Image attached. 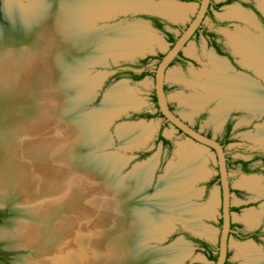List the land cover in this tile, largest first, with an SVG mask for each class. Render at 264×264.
Segmentation results:
<instances>
[{
  "label": "bare ground",
  "instance_id": "1",
  "mask_svg": "<svg viewBox=\"0 0 264 264\" xmlns=\"http://www.w3.org/2000/svg\"><path fill=\"white\" fill-rule=\"evenodd\" d=\"M39 1L40 4L43 1V4L30 10L12 6L10 15L20 24L19 35L0 29V205L10 203L12 210L20 208L18 218L0 228V238L7 235V241L14 240L11 246L32 248L28 260L25 261L22 256L15 264H109L111 257L120 255L116 243L119 245L122 238L127 249L132 251L135 245L131 244L134 238L131 235H136L135 231L141 235L151 223L152 229L162 225V222L154 217L155 208L152 209L149 205L145 216H140L134 214L136 210L131 206L133 202L135 203V199L136 202L144 201V195L138 193L137 187L146 182L149 173L156 168V157L142 163L143 167L137 169V175H133L132 179L128 180V185L131 187L126 185V189L122 188L121 197L114 200V212H108L105 207L111 202L102 197V192L104 195L107 193V188L104 186L109 185L108 181L103 183L104 173L101 174L99 168L92 164L84 166L83 163L80 165L77 162L70 144L76 135L75 129L69 126L68 120L64 122L56 109V105L58 107L65 100L63 93L66 91L64 90L66 86L61 82L69 84V80L74 76L73 73L76 70L80 72L75 68L71 58L77 56L86 58L90 53L89 46L98 44L106 47L110 44L115 47L113 50H117L115 56H130L142 53L158 44V38L154 34L156 32L149 29L150 26L146 23L132 24L121 32L117 30L127 26H115L117 27L114 28L115 31H101L98 33L99 39H96L91 35L90 29L85 28L90 27L91 15L105 19L107 16L116 15L118 11H122V8L135 4L137 7L179 19L186 14L184 7L189 8L191 5L173 0ZM117 1H120L119 3L123 1L122 4L125 5L119 3L114 5L113 3ZM262 8L264 10V4ZM227 14L240 16L254 24L252 15L242 11L233 10ZM32 31H34L33 35ZM230 40L244 57V63L248 65L246 67H256V72L263 74L264 36L254 37L246 30H242L231 35ZM189 52L194 53L192 48ZM209 59L213 69L196 73L199 78H206L204 82L197 83L203 92L200 91L189 97L182 95L183 102L199 110L217 94L222 93L230 103H238V106L243 105L250 109L258 106L264 109V92L252 83L249 77L244 74L237 77L232 75H227L230 78L223 77L222 72L229 68L228 63L213 54ZM177 73L174 71L173 77L176 78ZM86 82L85 84H89ZM125 88L121 84L107 96L105 100L107 109L103 107L106 112L112 113L111 110L118 106V102L120 103V98L126 97ZM223 103L214 110L215 121L220 119L219 114L222 111L228 110L224 107L230 103L224 100ZM103 109L101 108V111ZM101 111L89 118L88 124L83 127L84 132L90 123H94L93 127L104 130L109 117L106 119L105 116L102 117ZM257 111L264 112V110ZM54 114L59 120L52 126ZM58 122L61 125H58ZM144 124L139 123L134 128L124 129L125 131L119 128L118 132L120 136L143 144L152 135L151 128L146 132H139L137 128ZM100 138L107 139V136L101 135ZM194 142L191 140L181 143L178 153L180 165L183 166L174 163L168 165L166 181L162 183L163 190L152 203H156V207L159 201L161 204L164 203V206L169 205L168 209H171H167L164 215L173 213L176 219L186 220L189 227L212 239L215 237L213 229L198 224L196 216L193 217L192 213L211 214L213 211L207 213L205 210L209 208L200 210L194 208V205L187 206L184 201L177 202L180 189L176 188L180 187V183L189 180L186 183L188 185L193 180L196 181L194 179L196 176H191L194 174L190 168L191 162L188 163L185 156L192 151L196 153L195 149L207 148L197 142L200 146L195 145ZM180 151H183L184 155ZM117 159H113L116 163L114 165L121 163V160ZM113 160L109 159L110 162ZM200 161L202 163V160ZM250 182L251 179L247 178L241 181L243 186H251ZM5 189L14 190L16 195L5 192ZM134 192L139 196H133ZM176 206L179 214L172 209ZM24 208L26 211L22 212ZM132 212L134 217L130 215ZM31 213L34 219L29 221L27 214L31 215ZM258 216L255 213H245L241 218L249 226H253L258 223L254 221ZM167 222L169 224V226L166 224L167 228L172 226L171 221ZM119 226L123 229L118 233ZM128 229H131L132 234L125 233L123 237V233ZM89 235L92 236L91 241ZM184 245L178 243L171 250L172 252L164 255L173 258L170 260L173 262L174 258L180 257L185 252ZM259 252L250 244L239 246L238 249L239 256H245L244 264H264V254ZM169 262L167 264H170Z\"/></svg>",
  "mask_w": 264,
  "mask_h": 264
},
{
  "label": "rangeland",
  "instance_id": "2",
  "mask_svg": "<svg viewBox=\"0 0 264 264\" xmlns=\"http://www.w3.org/2000/svg\"><path fill=\"white\" fill-rule=\"evenodd\" d=\"M7 1L8 0H0V26H1L0 28L5 27L8 30H13L11 28L18 27L20 24L18 21H14L11 18L10 11L12 6L21 7L22 9H24L27 6H29L31 3L28 0H10V7L7 8L9 6L8 5L6 6V8H4V4ZM255 2L257 5L261 4V8H262V4H264V0H255ZM41 4H43V1H41ZM41 4L40 1L37 0V5L34 7H38ZM189 4L191 5L189 8L184 7V9H186V14L184 15V17L177 19L178 20L177 25L179 27L173 28L167 26L166 31L156 28L152 23V21H150L148 18H145L143 16L144 14H128L125 16L121 15L120 17H116V18L113 17L109 21H98L99 26L108 23L111 25L122 23V25L128 26L132 24H137L140 21H144V22L147 21L149 25L152 27V29L156 32L154 34L158 38V44L153 45L151 49H147L146 56L147 57L152 56L154 57V59H151L146 67L136 69L138 73H141L143 71H148L149 74L147 76H145L141 80H134L128 74H126V76H121L119 78L118 77L113 78L115 74H112L105 81V84H103L102 86L103 88L99 90L100 94L97 96V99H95L92 103L89 104H84V102L81 103V100L79 101L80 104L84 105L79 109L81 115L82 114L85 115L86 113L91 112L94 109L99 111L98 108L100 105L103 104L108 92L121 80L125 82L123 84V87H126L125 88L126 97L120 98L121 99L120 103L119 102L118 103L119 105H121L120 109L124 110V112L126 113H124V115L120 119H116L115 123L111 124V126L104 127L103 130L104 135H107L106 144L104 145L100 144V147L96 149L93 153L99 156L111 155L114 158L116 157L119 160H121L123 164L121 165L118 174H120V176H122L123 178L135 174L136 173L135 171H137L136 166H139L137 169L141 168L142 167L140 166L141 163L144 164L149 159L155 156L156 168L153 170L154 172L153 179L151 181L150 186L147 189V197H148L147 199L151 198L154 195L155 191L157 190L160 177L166 174V167L170 163L180 165V156L176 155L178 144L180 142L191 141L189 137L178 131L174 126L167 124L163 127L164 118L161 114L157 113L158 108L156 106V102L154 99V96L156 95L155 70L159 64L160 55L166 53L171 46V43L168 40L167 31L174 34L175 37H178L180 35V32L189 25V23L192 21V19L194 18L197 12L198 3L193 2ZM178 6L181 7V5ZM236 6H240V4L233 3L231 6L223 7L218 12L215 11L216 15L219 18L223 17L222 15L224 13L225 15H228L227 13L232 11L229 9L234 8V11L237 10V8H235ZM246 14H249L250 16L252 15L250 13H246ZM150 15H155V14H150ZM90 17L92 19V15ZM233 17L241 18L240 16H235V15ZM252 17L253 16H251V18ZM252 20L255 23V19L252 18ZM246 21L247 20L245 19V21H242L243 24L241 26L235 27L234 29L227 28L228 30L232 31V32H228V30L225 31L227 36L226 37L227 41H230L229 39V37H231L230 33H234L236 32V30H246L254 37L264 36V27H262L261 30L259 29L255 30L253 29V27L248 25L249 21L247 22ZM261 22H262L261 19L256 21L257 24H261ZM207 23L208 20L206 19L205 24ZM20 28L21 27H18V32H20L19 31ZM248 29H251L253 32H251ZM230 44L231 46H234L232 42ZM190 48L193 49L194 51L193 54H190L189 52ZM236 51L239 53L238 55H240L238 56L235 54L236 61H238V63L241 62L245 66H248L244 63V57L242 56V54L237 49ZM183 52H184V57L188 58L189 62L186 63H182L181 61L174 62L168 68L166 73V82H165L166 94L170 101L169 103L171 104L174 111L180 116H182L186 122H189L192 126L200 130L202 133L211 135L213 138L222 140L225 143V151L227 153L229 162L231 163L229 164L228 171H229L230 184L232 188L231 204H232V208L234 209L232 210L234 233L230 237V249H229L230 251H229L228 264H244L245 256H239L238 249L239 246H243L247 244L248 241L246 239H239L235 235V232L261 230L263 235V241L255 242L254 244L257 247V250L261 249L260 251H263L264 253V211H263L264 210V165L262 163V158L264 157V112L257 111L264 109H261L260 106H258L255 109H250L249 107L246 106L244 107L243 105L238 106V103H230L229 100L225 99L222 93L217 94V96H215L211 101L206 103L204 107L202 106L199 110L197 108L195 109L191 107V104H187L183 102L181 99L182 95L189 97L200 91L203 92V90L200 88V86L197 83L204 82L206 78L201 79L196 75V73L200 71H204L205 69L208 70L213 69V65L209 59V56L214 53L217 56V53L208 45L206 38L203 35H199L195 39L188 42ZM143 57L145 56H137L133 59L118 58L117 60H115L113 59V57L107 56L108 60L107 59L105 61L103 60V63L96 64L95 66L90 65L86 71L83 68L85 73L84 76L81 78L84 82L90 80L91 78L96 77L95 81L92 82L90 80L89 85L87 84L88 87L91 90H93L92 86L95 85V83L99 79V76H101L107 70L109 71L116 69V71L119 70L118 72H120L121 70L123 71L130 70L131 67L128 64L130 65L139 64L140 60L144 59ZM220 58L223 59V57ZM224 60L225 62L228 63L229 68L223 70L222 72L224 75L223 77L230 78L227 77V75L228 76L232 75L233 77H237V75L240 76V73L243 72L247 78L250 77L248 79H250L252 83H254L262 92H264V73L258 74L256 72L257 70L256 67L254 68L253 66L247 69L243 65H240V67H232L229 61H227L226 59ZM174 71L178 72L176 78L173 77L172 74ZM61 83L63 84V82ZM77 95H75V97L73 98L71 95V97L66 102L69 104L70 102L69 100L71 98L72 101L73 100L77 101V99L79 100L78 97L81 96L80 95L77 96ZM223 100L226 103H230L228 104V106L224 107L227 108L228 110L222 111V113L219 114L220 119H218V121H215L214 110L216 108L218 109L220 105L224 104ZM38 106L41 107L40 104H38ZM233 107H237L241 109L238 110L232 109ZM142 112L151 113L153 117L143 118L137 116ZM34 119L37 120V118ZM230 119L233 120V124H232L233 130L231 133L226 135L224 125L228 120L230 121ZM57 120H59L58 116L54 114L51 121L52 126L56 124L55 122ZM67 120L69 121L70 118L66 116L64 122ZM141 121H143V123L145 124L137 128L139 129V132L141 131L146 132V130H149V128H151L152 130L151 131L152 136L149 139L148 144H146L145 146H138L137 144L138 141H136L135 144L134 143L132 144L130 142L131 140L126 139L125 137L120 136L118 134L117 129L119 124L132 123L134 126L135 125L138 126L139 123H141ZM59 124L61 125V123L58 122V125ZM261 129H263V131H260ZM160 133H162V135H164L168 140L171 141L172 143L171 147H169L168 144H163V142L158 139V135ZM36 134L39 135L38 133ZM227 137L228 140L226 141ZM194 143L195 145L200 146L196 142ZM203 149L204 150H202V148L195 149L196 153H193L192 151L190 152V154L185 156L186 157L185 159L188 161V163L191 162L190 168H192V170L194 171V174H192L191 176L192 177L196 176L194 177L196 181L193 182L194 181L193 180L187 185L186 183H188L189 180H186L184 183V187L182 186L181 188H184L185 190L187 189L186 191L190 189V191L193 192L191 193V196L189 195L188 198H184L188 201V204L190 205L193 204L194 208L200 210L209 208L208 210H205L207 213L213 211L211 214L192 213V215L193 217L196 216L195 219L196 221H198V224L200 225L204 224L205 226H208L209 228L213 229L215 237H213L212 239L210 238L211 241L210 240L209 241L211 245L214 247L216 254L218 239L222 229V218H221L222 193L220 189V182L219 180H217L219 175H218V163H217L216 154L212 149L208 147ZM180 152L182 155H184L183 151ZM239 159L251 161L252 163L250 164V166L252 167L253 171L248 174L242 172L240 169V165L235 163V161ZM200 160H202V163ZM182 166L183 164L180 165V167ZM261 166L263 168H260ZM195 172H197V174H195ZM244 178L251 179L250 182L251 186H243L241 181ZM215 180L216 182L210 185V183H212V181ZM106 182L107 180L104 179L103 183L105 184ZM16 185H20V184H16ZM108 186L107 187L104 186V188H107V193L106 195H104L102 192V197L107 198L108 201L111 202L109 206L106 205L105 207L108 210V212L111 213L114 212L115 210L114 209L115 207L113 205L114 200L121 197L122 188L121 191L115 187H112L113 189L111 188V190H109ZM120 187L121 186H119V188ZM101 190H103V188ZM5 192H9L11 195H16V192H14V190L12 189H5ZM17 205L18 204H15V206ZM15 209L12 210L10 203L0 205V228L11 224L16 218H18L19 216L18 210L20 208L18 207L17 210ZM23 211L25 212L26 209L24 208L22 212ZM245 213H255L259 215L258 218L256 217V219L254 220L255 222L258 223L253 226H249V224L246 223L241 218ZM27 215H28L27 220L31 221L34 219V215L32 213L31 215L29 214ZM168 221H171L170 223L172 224V226L174 225L176 226L173 235L169 237L167 236L168 240L164 242L152 240L151 242H149V245L159 246V247L168 246L170 243L174 242L180 236L185 235L183 233L185 226L183 220L180 219L174 220L171 218L168 219ZM121 229H123V227L119 226L118 233ZM124 235L125 232L123 233L122 236L124 237ZM4 236L5 235H3V238H0V242L2 241V243H0V263L15 264L22 256L25 259V261L28 260L27 258L31 256L32 248L27 246L13 247L11 245L13 244L14 240L9 239V241H7L6 238L7 235L5 237ZM186 238L188 241H190L193 244L194 247L192 253L184 261V264H214V261L208 258V254L206 253V250H204L200 244L195 243L188 236ZM91 240H92V236L89 235V241ZM116 244L117 246L116 245L115 246L120 252V255L124 249L128 250L125 245L124 238L120 240L119 245L118 243ZM112 259L115 258L111 257V260Z\"/></svg>",
  "mask_w": 264,
  "mask_h": 264
},
{
  "label": "water",
  "instance_id": "3",
  "mask_svg": "<svg viewBox=\"0 0 264 264\" xmlns=\"http://www.w3.org/2000/svg\"><path fill=\"white\" fill-rule=\"evenodd\" d=\"M28 1L31 4L29 6H27L26 8H24V10L32 9V8H34V6L37 5V0H28ZM173 1H176L178 3H180V2L185 3V2L180 1V0H173ZM210 1L211 0H201L200 6H199L197 13L195 14L194 18L192 19V21L189 23L187 28L182 31L181 35L172 44V46L169 48V50L166 53H164V56L159 61V64L155 70V94L157 97L159 110H160L164 120H166L170 125L174 126L178 131H180L181 133H183L184 135L189 137L191 140H193L199 144H202L205 147L212 149L216 154L217 163H218V175H219L220 189H221V193H222V201H221L222 229H221L220 236L218 239V246H217V253H216L217 260H216V262H214V264H225L227 259H228V252L230 249V237H231L230 232L232 230L231 224L233 223L232 210H231V207H232V204H231V196H232L231 195V184H230V179H229V171H228V167H227V157H226L225 147L216 138L209 137V136L203 134L201 131L195 129L189 122H186L182 116H180L173 109H171L170 103H169L170 101L167 97L166 90H165L166 73H167L168 68L171 66L172 62L176 59V57L179 55V53L182 50H184V48L186 47L188 42L191 40V37L193 36L195 31L202 24L203 19L205 17V14L207 12L208 6L210 4ZM119 2L117 1V3L114 2L113 4L115 5V4H118ZM122 3H123V1H122ZM122 3H119V4H122ZM113 4H108V5H113ZM6 5L10 6V0H8L4 4V8H6ZM122 5H125V4H122ZM131 5H133V4H131ZM17 10H18V8H17ZM128 14H144V15L145 14H148V15L149 14H155V15H159L163 18L169 19V20L173 21L174 23H177V21H178L177 19L170 18L167 15H164L160 12H157V11H154L151 9H145L142 7H137L134 4V6H128L125 9L122 8V11L121 10L118 11L116 15L109 16V17L107 16V17H105V19H100V18H96V17L92 16V19L90 20V27H85V28H87L88 30L90 29L89 31L91 32V35L96 37V39H99L98 38L99 32H101V31H103V32L115 31L116 29H114V28H117L115 26H124V25H122V23H118V24H114V25L113 24L111 25L108 23V24L99 26L98 21H109L113 17L116 18V17H120L121 15L125 16ZM139 23H146L147 25H149V23L147 21H145V22L140 21ZM128 26H130V25H128ZM128 26L127 27H120L122 29H119L117 31H120V32L123 30L125 31L127 28H129ZM148 28L152 29L151 26ZM0 29H5L6 32L14 33V35H16V36L19 35L18 27L11 28L13 30H8L5 27H2ZM87 29H84V30H87ZM33 33H34V31H32V35H33ZM101 47L102 46H99L98 44L89 46L90 53L84 59L80 58L79 56H77V58H71V60H73L76 63V65H75L76 67L75 66L74 67L76 69H79L80 72H77V70H76L73 73V71L71 70V72L74 74V76L69 80V84L67 82L66 83L64 82L63 83L64 85L62 84L63 86H66V89H64L66 91H65V93H63V95L65 96L64 97L65 100L58 107L56 105V109L58 110V114L63 119H65L66 116L70 118L69 126H71L75 129L76 135L70 141V144H71V148L73 149L74 156L76 157L77 162L80 165L82 163L84 164V166L92 164L96 168H99L101 174L104 173L103 174L105 176L104 179L107 180L109 183L108 189L111 190V188H112L111 186H114L115 188H117L121 191V188L126 189V187L129 186L128 180L130 178L132 179V176L133 175L136 176L137 174L135 173V174H132L131 176L123 178L122 176H120V174H118L119 169H120L121 165L123 164L120 160L119 161L121 163L114 165L116 163H114L115 161L113 160L114 159L113 156H111V155L99 156V155H96L95 153H93L96 149H98L100 147V144H102V145L106 144V139L100 138L101 135L102 136L104 135V131L102 130L103 131L102 132L100 128L97 129L96 127H93L92 123L89 124L86 132H84L83 127L85 126V124H88L87 122H88L90 117L94 116L95 114H98L99 111H101V108L103 109V107H104L107 109V106H105L106 105L105 100H106L107 96L110 95V93L113 91V89L115 87H117L121 84H124L125 82L121 80L108 92V94L105 97L103 104L100 105L98 108L99 111L94 109L93 111L88 112L85 115H83V114L81 115V113L79 112V109L84 105L80 104L79 101L81 100V103L84 102V104L92 103L95 99H97V96L100 94L99 90H101L103 88L102 86H103V84H105V81L109 78L110 75L115 74L117 71L115 69V70H109V71L107 70L106 72H104L101 76H99V79L97 80L95 85L92 86L93 90H91L88 87L89 84L88 85L85 84L86 81L83 82V80L80 78L84 76L83 73H85V71L87 70V68L90 65L95 66L96 64L103 63V60L105 61L107 59V56H111L115 60H117L118 58L133 59L137 56L147 57L146 56L147 50H144L142 53L132 54L130 56H118V55L115 56L116 51H117V50H113L115 47L111 46L110 44H109V46L102 47V48ZM145 57H143V58H145ZM82 65H84V66H82ZM83 68L85 71L83 70ZM65 77H67V76L65 75ZM90 80L93 82L96 80V77L91 78ZM90 80H87V82L90 83ZM80 81H82V82H80ZM77 94L81 96V97H78L79 100L77 99V101H75V100L72 101V98L75 97V95H77ZM71 95H72V98L69 100L70 102L68 104L66 101H68V99L71 97ZM51 107H52V105H51ZM54 107H55V105H54ZM116 107L111 110V111H113L112 113L106 112V110H104V109H103L104 110V113H103V110H102V114H101L102 117L105 116V119L109 117L108 121L106 123V127L111 126V124L115 123L116 119H120L124 115V113H126V112H124V110L120 109L121 105H119V103H118V106H116ZM141 123H143V121H141ZM125 126H126V128H125ZM133 126L134 125L132 123H130V124H119L118 129L120 127H123L124 129H128L127 127L133 128ZM134 127H136V126H134ZM76 130H77V132H76ZM118 134H119V132H118ZM85 136H86V138L84 139ZM151 136L152 135H150V137L143 144L140 142H137L138 146H145L146 144H148ZM82 137H83V139H82ZM103 140H104V142H103ZM129 140H132V139H129ZM130 142L132 144L133 143L135 144V140H132ZM181 143L182 142H180L178 144V148L181 145ZM176 155L179 156L178 149H177ZM109 159L113 160V161L110 162ZM140 166L143 167V164L141 163ZM138 167L139 166H136V170ZM167 167H166V172H167ZM106 168H108V170H106ZM135 172H137V171H135ZM153 173L154 172H150L149 176L147 177L148 179L146 180V182H143V184H140V186L137 187L138 193H141L144 195V199H143L144 201L143 202H136V199H135L134 200L135 203L133 202L131 204V206L134 208V210H136L135 212L133 210L134 214H137L140 216H143V215L145 216V211L149 210L148 209L149 205L152 207V209L155 208V210H153V211H155L154 217H155V219L158 218L162 222V225H160L159 227H154L152 229V226H153L152 223L149 225L148 228L146 227V224H145L146 229H144V232L141 235L137 231H135L136 235H131L132 234L130 231L131 229L126 230L125 233L134 237L131 241V244L134 243L135 248L132 251L129 249L128 250L124 249L123 252L121 253V255L114 256L115 259L111 260V258H110V260L112 262L109 260V264H167L173 258L171 259L167 255H164V254H166L168 252H172L171 250L178 243L185 244L184 245L185 246V252L182 253L180 257L174 258L173 262L170 261L169 263L170 264H172V263L173 264H184V261L188 258V256L193 251L194 246L190 241L187 240L185 235L180 236L178 239H176L174 242L170 243L168 246L159 247V246L149 245V242H151L152 240L159 241V242L167 241L168 237L173 235V233L176 229L175 225L167 228L166 224L169 226V224L167 222L168 219L172 218L174 220H178V219H176L177 217H175L173 215V213H172V215H168V214L164 215L163 214V213H165L171 209V208L168 209V207H170L169 205L164 206V203L161 204V201H159L158 202L159 205H158V207H156V205H155L156 203L155 204H154V202L152 203V201L155 200V198L158 196L160 191L163 190L162 189V183L166 181L165 175L167 173L160 177V179H162V180L160 182V179H159V184H158L157 190L155 191L154 195L151 198L147 199L148 198L147 197V189L150 186L151 181L153 179V175H154ZM180 184H181L180 187L176 188L177 190L180 189V190H178L179 200L177 202L179 203V202L184 201L185 204L187 206H189L190 204H188V201L184 198H188L189 195L191 196V193L189 190L186 191L187 189L185 190L184 188H181L182 186L184 187V182L180 183ZM119 186H121V187L119 188ZM129 187H131V186H129ZM133 191H134V189H133ZM132 194H133V196L135 195L136 197L139 196V194H135V192ZM160 204L163 206H161ZM191 205H193V204H191ZM177 208H178L177 206L172 207V209H174L173 211H175L179 214L180 212ZM133 212L130 213L131 217H134V215H132ZM180 220H182V219H180ZM183 222L185 225L184 231H187V232L191 233L193 236L201 238L203 240H206V241L210 240L211 241L210 238L204 236L203 234L196 232L193 228L189 227L187 225L186 220H184ZM142 230H143V227L141 226V232H142ZM132 232H133V229H132ZM247 241L254 243L253 240H247ZM159 255H161V256H159ZM175 259H176V261H175Z\"/></svg>",
  "mask_w": 264,
  "mask_h": 264
},
{
  "label": "flooded vegetation",
  "instance_id": "4",
  "mask_svg": "<svg viewBox=\"0 0 264 264\" xmlns=\"http://www.w3.org/2000/svg\"><path fill=\"white\" fill-rule=\"evenodd\" d=\"M180 1L187 2V3H193V2L198 3L197 10H198V8L200 6V2H201V0H180ZM233 3H239L240 4V6H236L235 7V8H237V10L252 14L253 18L255 19V23L252 24V23H249L248 22V25H250L251 27H253V29H255V30H258L259 29V30H261L262 27H264V17H263L264 10L261 8V4H259V5L256 4L255 0H211L210 1V4L208 6L207 12L205 14V17L203 19L202 24L195 31V33L191 37V40L195 39L199 35H203L206 38V41H207L208 45L217 53V56L218 57L219 56L220 57H223V59H226L227 61H229V63L231 64L232 67H240V65H243V64L241 62H240L241 64L238 63V61H236V58H235V54L238 55L239 53L236 51V49H235L234 46H231V44H230L231 43V40L230 41H227V38H226L227 36H226V32L225 31H227L228 29H234L235 27L241 26L243 24L242 21H245V19L243 20L241 18L233 17L234 15H231V16L230 15H225V13L222 15L223 17L219 18L216 15V12H215V11L218 12L223 7L231 6ZM229 10H232L233 11L234 8H231ZM151 16H156V17L160 18L159 21H156L155 19L148 18L150 21H152V23L154 24V26L156 28L160 29V30H165L166 31L167 30L166 29L167 26L173 27V28L179 27L177 25V23H174L173 21H171L169 19L163 18V17L158 16V15H151ZM206 19L208 20V23L207 24H205V20ZM260 19L262 20L261 24H257L256 21H258ZM157 22L160 23V24H162V28L157 27ZM248 30H250L251 32H253L251 29H248ZM182 31L180 32V35H181ZM238 31H242V30H236V32L230 33V35L237 34ZM228 32H232V31L231 30H228ZM167 35H168V40L171 43V46L177 40V38L180 36L179 35L178 37H175L174 34L168 32V31H167ZM229 39H230V37H229ZM213 55L216 56L215 53ZM238 56H240V55H238ZM176 59L174 60L175 62H178V61H181L182 63L189 62V59L186 58V57H184L183 50L179 53V55L176 57ZM173 63L174 62H172V64ZM243 66H245V65H243ZM245 68L247 69L248 67L245 66ZM118 71L115 73V75L118 73ZM237 73H239V72H237ZM240 74H244V73L241 72ZM113 78H115V77H113ZM165 90H166V87H165ZM170 107H171V109H173L172 106H171V104H170ZM232 109L238 110V109H241V108L233 107ZM232 124H233V120L232 119H230V121L228 120L225 123L224 126H225L226 135H228L229 133L232 132V130H233V127H232L233 125ZM195 129H197V128H195ZM205 135H207L209 137H212L211 135H208V134H205ZM217 140L224 145V142L222 140H219V139H217ZM168 146L169 147L172 146L171 141L168 143ZM224 147H225V145H224ZM226 157H227V153H226ZM235 163L239 164L241 171L244 172V173H246V174H248V173H250V172L253 171L252 167L250 166V164L252 162L249 161V160L239 159V160H236ZM262 163L264 165V157L262 158ZM229 164H231V163L229 162V159L227 157V167H228V170H229ZM260 168H263V167L261 166ZM231 229L232 230L230 232V236L234 233L233 226H232ZM183 233L185 234L186 237L188 236V234H191V233H189L187 231H183ZM235 235L239 239L253 240L254 243L255 242L263 241V235H262V231L261 230L240 231V232H235ZM188 237L191 240H193L190 236H188ZM207 242L210 243L209 241H207ZM195 243H197V242H195ZM197 244H199V243H197ZM214 254H215V251H214ZM228 260H229V252H228V259H227V261Z\"/></svg>",
  "mask_w": 264,
  "mask_h": 264
},
{
  "label": "trees",
  "instance_id": "5",
  "mask_svg": "<svg viewBox=\"0 0 264 264\" xmlns=\"http://www.w3.org/2000/svg\"><path fill=\"white\" fill-rule=\"evenodd\" d=\"M145 18H150V19H155L156 21H159L160 20V18H158V17H156V16H151V15H148V14H145V15H143ZM157 27H159V28H162V24H160V23H158L157 22ZM174 42V41H173ZM164 55L162 54V55H160V60L162 59V57H163ZM151 59H154V57H152V56H148V57H146V58H144V59H142V60H140V63L139 64H128L130 67H131V69L130 70H121L120 72H118L114 77H121V76H126V74H128L129 76H131L132 77V79H134V80H141L142 78H144L145 76H147L148 74H149V72L148 71H143V72H141V73H138L137 71H136V69H138V68H142V67H146L147 65H148V63H149V61L151 60ZM177 60V59H176ZM173 62H175V61H173ZM154 99H155V102H156V106H157V108H158V114H161V112H160V110H159V107H158V101H157V97H156V95L154 96ZM162 115V114H161ZM137 116H139V117H146V118H150V117H153V115L151 114V113H147V112H142V113H140L139 115H137ZM168 124V122L166 121V120H164V122H163V127L165 126V125H167ZM162 127V128H163ZM158 139L160 140V141H162L164 144H168L170 141L167 139V138H165L163 135H162V133H160L159 135H158ZM228 140V138H226V141ZM224 145H225V143H224ZM217 180H219V176H218V179ZM214 182H216V180L215 181H212V183H210V185H212V184H214ZM231 210H234L232 207H231ZM232 226H233V224H231V228H232ZM188 236H190L195 242H197V243H199L203 248H204V250H206V252L208 253V258L210 259V260H212V261H214V262H216V260H217V255L216 254H214V247L210 244V243H208L206 240H202V239H200V238H198V237H194V236H192L191 234H188ZM212 247V248H211ZM225 264H228V261H226V263Z\"/></svg>",
  "mask_w": 264,
  "mask_h": 264
},
{
  "label": "crops",
  "instance_id": "6",
  "mask_svg": "<svg viewBox=\"0 0 264 264\" xmlns=\"http://www.w3.org/2000/svg\"><path fill=\"white\" fill-rule=\"evenodd\" d=\"M247 244H250L251 246H253L254 248H256V250H257V247L255 246V244L254 243H250V242H247ZM259 249V248H258ZM261 250V249H260ZM260 250H257L258 252L260 251ZM261 253H263V251H260ZM259 252V253H260ZM264 254V253H263Z\"/></svg>",
  "mask_w": 264,
  "mask_h": 264
}]
</instances>
